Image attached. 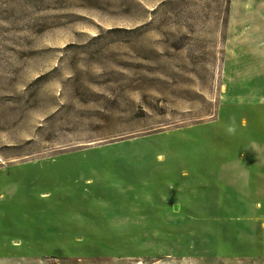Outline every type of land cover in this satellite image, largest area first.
Wrapping results in <instances>:
<instances>
[{"label": "rangeland", "instance_id": "374dc122", "mask_svg": "<svg viewBox=\"0 0 264 264\" xmlns=\"http://www.w3.org/2000/svg\"><path fill=\"white\" fill-rule=\"evenodd\" d=\"M0 264H264V0H0Z\"/></svg>", "mask_w": 264, "mask_h": 264}]
</instances>
